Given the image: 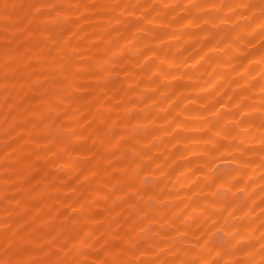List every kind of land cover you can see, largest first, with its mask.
Returning a JSON list of instances; mask_svg holds the SVG:
<instances>
[{
	"label": "rangeland",
	"instance_id": "rangeland-1",
	"mask_svg": "<svg viewBox=\"0 0 264 264\" xmlns=\"http://www.w3.org/2000/svg\"><path fill=\"white\" fill-rule=\"evenodd\" d=\"M211 1L212 0H175L173 2H168L167 0H83V4L87 5L84 6L86 9L76 13V6L71 0H37V2L35 0H0V58L1 60L2 58H5L8 61L6 62L7 64L0 65V264H119L123 259L127 262L125 264L245 263L247 256L250 254L241 252L243 249V251H245L249 244V238H244L246 237V234H241L242 239L244 240L242 242L240 240L237 242V240L241 238L240 236H238L239 238L236 237L235 234H232V231H229L230 233H227L228 231L225 232L224 228H222L223 226H219L217 223L215 224V221H212L213 219H210V221L208 220L209 218H206V220L199 219L200 216H203V213H201L202 209H200L202 206L205 212L210 210L215 211V209H213L214 207L211 206L213 202L212 204H208L209 201L211 202L210 198H213L214 200V197L218 196L221 198L224 197V199H229L230 201L233 200V202H241L244 196H247V192L242 189L241 186L239 187L240 184L237 181H240V179L241 181L247 180L251 174L253 175V173H251L252 170L250 169L252 165L249 164V166L245 163L248 165V170L245 168V164L241 165L240 172L242 171V173L234 175L237 176L236 178L234 177V179H237L235 182H237L238 185L233 184L234 186H232L231 184L230 186L232 187H229L230 189L226 188L225 190L224 186H219L220 184L214 187L217 183L213 180L214 177L212 178L209 176H217L219 173L225 174L231 169V171L234 170V159H226L225 157L223 158V156H219L220 152L218 153V147L223 143L229 144V142H235L236 139L232 137L219 138V140L217 139L219 143H216L215 141L216 144L221 143L219 146L213 144V150L212 147H209V149H205L206 152H204V150L201 152V150L199 151V156L197 154L195 157L191 158V162L196 160V163H193L198 167V169L196 168L198 170L196 172L198 181L209 180L212 178L209 181H203L207 185H205V183L200 184L203 186L199 185L201 189L204 187V192H202L200 188L197 189L198 187L196 189L199 191L184 187L186 192H190V194L187 195L184 188H181L184 191L183 194L181 193V189L177 187V183H175L180 180L179 178L182 176V164H184L183 162L185 161L186 151L184 146L187 141H189L187 139H191L190 142L193 141V143L196 144L202 140L201 137L199 138V134L200 136L204 135L202 137H206L207 135L209 137H214L213 131L205 132L204 130L201 131L202 129H199L200 131L197 130V132L191 133L189 132V129L183 128L186 125L183 123L187 121L188 115L185 114V116H183L178 109L174 108V104L177 102L175 106L177 105L178 108L188 107V104L186 103L188 100L186 99L187 96H184L185 93L187 94L188 92L189 96H193L192 94H194L195 96L206 100L205 103L203 102V104L200 105L201 112L203 113L198 112L199 114L197 117H200L199 119L197 118L198 121H202L201 119L204 120L205 118V123H224L225 121V124L228 123L227 125L233 124L231 127H233V129L235 127L239 136L246 132L251 134L249 137H252L254 134L252 138L255 139V142L252 138H247L250 142L246 140V150L247 152H250V149L251 151H253L252 149H254V151L258 149V152L260 151L259 153L262 154L259 156V153L257 152H250V155L246 153L248 155V159L246 158V160L252 159L249 163L252 164L254 159L258 160L256 166H253L254 171L258 173L257 176L255 175L256 177L253 182L255 183V181H258L257 183L259 185L256 183L254 186L253 184L251 186L253 187L251 189L252 192L250 190V192L255 195L252 196L254 199V201L252 199V205H254L252 208L254 210L257 204H259V207L257 206L258 209L256 208L254 210L255 212L252 210L255 214H251L250 218L247 213L240 214L236 211L233 213L229 212V214L228 211L224 210L222 215L225 216L226 212L229 214L225 216V218L227 217L225 224L241 223L242 221H239L242 216L244 220H250L258 212L264 210V155L262 153L264 151V129L262 128L264 126V106L261 108L256 106L257 109L254 108V104L257 102L264 105V94L261 92L264 91L261 89L262 83L264 84L262 78L264 67L262 69L263 71L257 70V73L259 74L255 73L256 75L253 74V76L252 72L250 73L248 71V74L251 75L248 76V74H245L246 76L244 77L241 72L246 63L247 56L250 53H264V0H238L240 5L233 4L234 1L237 2L236 0H224L222 2L226 1L225 4L231 3L233 6H236V8L233 9L234 12L231 8L230 11L228 10V13L226 11L227 9L225 10L226 7L224 8V3L217 0L218 4L220 3V6L217 7L215 6L217 1ZM38 2L40 3L38 4ZM112 3H114V7L116 8H112L111 6L110 8L108 6ZM211 3L214 4L212 5ZM223 4L224 6H222ZM220 8L224 9L220 10ZM63 12H66L67 16L62 17ZM105 12H107V14ZM146 12L147 14H145ZM223 12L224 14L229 15L231 13L232 17L229 18L230 20L228 19L227 22L222 23L220 19L218 20L217 14L219 13V15H223ZM82 14H85V18H81L83 17ZM103 14L106 16L109 15L108 18L105 16V21L103 19ZM190 14H193L195 19H197L194 23L195 25L191 27L189 26L186 30L182 29L178 40H169L168 35L173 27L176 29L178 25L181 26L183 24V19ZM214 16L217 20H215V23L213 24L210 21H205L203 18L209 17V20H211ZM166 18L171 19L166 22ZM172 19L176 23L172 22ZM260 20L262 21V24H257V27L255 26L257 28L253 29L256 30L255 32L248 28L253 21H256L257 23V21ZM99 22H103V24L105 23L108 27H105L109 30H105V33L106 31L107 34L109 32V35L106 36L107 40H105L106 37H100V35L96 37L92 34L94 30L103 25H100ZM206 26H209L208 28L210 30L215 28L213 31L208 29L207 32V34L209 31L211 32L210 38L213 37L211 39L213 40V44H211L210 38L207 39L209 37L208 35L203 34L202 36L201 34L203 32L201 29ZM237 27H245V31L240 28L243 31L242 37L236 35L237 32H233V29ZM77 28H79L77 30L78 33L76 32L75 34ZM247 29L252 32H248ZM80 30L82 31L80 32ZM220 30L222 33L218 34ZM214 31H216V33ZM198 32L201 33L199 34ZM212 34L213 36H211ZM201 36H207L205 39L208 41L204 38L201 39ZM68 39L69 41L75 40L76 43L81 42L82 45L84 43V45L81 46V48L78 46L77 48H71V46L67 47L66 44L69 42ZM147 39L151 44L148 45L149 48L151 46V48L154 47L155 50L158 49L159 51L162 50V46L163 49L167 48L170 50L171 46L177 43L178 46H173L171 50H174V52H177L178 54V51L182 49V52L180 53L183 56L180 53L179 55L180 58L181 56L183 57L181 65L186 74L185 72L181 74L187 75L188 71L190 72L191 70L192 72L197 69V71L194 72L195 74L190 72V77L192 75L194 76L189 78L184 75H176L171 78L169 76V66H164V64V67H157L159 64L158 56L153 55L152 57H149L146 53L147 51L149 52V48H146L147 45H138V42L145 40V43L148 44ZM200 39L205 41L201 42ZM226 39L230 40L232 43H238L240 42V39H244L243 41L245 45L243 46L244 50L242 49L243 52L240 57L241 59L237 60L235 64L230 66L226 65L228 64L226 62L228 61V50L213 51V45L216 42L222 43ZM195 40H199V44H204L199 45ZM120 42L122 48L116 46V44L118 45ZM184 42L185 44H183ZM196 43L202 48H205L201 51V48H198ZM208 43L212 46H208ZM104 45L105 47H103ZM184 45H186L185 48H183ZM189 47L190 49H188ZM103 48H105V55H107L108 58L115 55L116 59L119 57V60L117 59V62H115V66H112L111 68L108 66L109 59L107 57H105V63L102 61L103 59L101 60L99 58ZM183 50L185 51L183 52ZM198 51L199 53L201 51L202 59H199L200 56L199 58L198 56L196 57ZM126 53L127 55H124ZM194 57H196V59ZM61 58L62 65L56 64L61 63L60 61L57 62ZM192 58L196 60L197 64L195 67L190 64ZM80 59L83 60L81 61ZM197 59L199 61H197ZM219 59H224L226 61L225 65L219 66L217 69V71L219 70L218 77H215L219 78L222 76L225 78L228 75V80L225 78L224 85L207 88L206 84L210 78V66L212 62L214 63L215 60ZM79 60L80 62L91 64L93 67L90 66L94 72H88L77 78H72L73 76L70 75V72H76L74 71L75 68L72 63L75 64V62L77 63ZM44 61L45 63L46 61H49L50 66L54 65L56 68H49ZM222 64H224V62ZM67 67L71 68L69 74L66 71L68 69ZM75 67H77V65ZM126 69H136V72L133 71L135 72V75L136 73L139 74V76H136L138 77L136 78V82H131L133 79L131 77L129 78L131 75L128 74L132 71L127 72ZM53 70H56L57 72L54 73ZM142 70L144 73H142ZM145 77H151L152 79L148 80L150 83L153 84L154 82L155 84H150L152 86L145 84L146 86L143 85L141 89L139 86L144 84L143 80L146 79ZM260 77L262 79H260ZM126 78H129L127 79L129 82ZM243 78L247 80V83H241ZM72 79L74 82L77 80L75 82L77 88L70 93H67ZM249 79L250 81H248ZM130 82L131 85H129ZM114 84L117 85V87H115ZM255 84H257L256 88L252 90L249 89L251 86L252 88L255 87ZM258 84L260 85V89ZM125 85L127 86L125 87ZM180 86L182 87L180 88ZM44 89H48V95L50 98L54 97L55 92L58 94V92L61 93L62 91L61 94L59 93L60 96H62L61 100H55L60 104L55 103L53 105L52 103L55 102L54 100V102L50 100L52 105L50 102L47 104V100L44 102L42 96ZM136 89H138V91L135 93L132 92ZM185 89L186 92L184 93ZM122 91H124V93L127 91L128 96H130L132 102H134V105L129 107L130 110L129 108L126 111L122 109L124 102V97L121 95ZM243 91L246 92L247 95L241 94ZM251 95L252 97H250ZM259 96L262 97L261 100L260 98H257ZM172 97L173 99H169ZM143 99H147V101H143ZM165 99L167 101L166 105L170 101L173 102V107L171 106L166 109L164 107ZM104 100H108L106 101L108 103ZM220 100L225 101L226 105H230H227L229 107L225 106L226 109L223 113L217 115L216 111L219 108L218 106L220 104L218 102H220ZM228 101L229 103H226ZM100 103H106L104 106L105 108H103V105L100 106ZM178 103L180 105H178ZM241 105L244 107L248 106V109L246 110L245 107V109L242 110L240 108ZM36 106H41L42 111H37L38 113L36 111L34 112ZM171 108L175 111H171ZM75 109L78 111L79 109L81 110L78 114H75L78 112ZM120 111L121 113H118ZM198 111H200L199 108ZM171 112H173L171 114L172 117L170 116ZM150 113H152V116ZM118 114L119 116H117V118L115 115ZM128 114H132L133 116H144L143 118L140 116L142 118L140 121H144V123H140V121L139 123H136V120L127 121L123 119L122 122V115L129 118L130 115ZM222 115L224 116L223 118L230 117L222 119ZM260 115L263 116L260 117ZM249 118H252L253 122L249 120ZM67 119L70 120V124ZM175 119H181L184 126L175 125L174 127ZM246 120L251 121L250 124L253 127L245 125L248 123V121L245 123ZM258 120L259 122L256 123ZM160 122L163 126H172L169 127L170 131H168V134L166 132H160L159 134L156 132L160 131L155 127L158 126ZM85 124L88 127L85 128ZM254 124L257 127L255 126L254 128ZM79 126L82 128L79 129ZM258 128L261 129L258 130ZM119 129L123 132V135L126 133L125 137H122L124 138V145H120L121 143L118 145L113 143L115 138L114 133H117V131L119 132ZM79 130L80 132H83L80 133ZM128 130L135 135L134 141L133 138L126 137L128 135L126 131ZM196 133L199 134L197 135ZM120 134L122 133L120 132ZM173 134H177V139ZM162 135L171 139L170 142V139H168L167 143L173 142L171 145L169 143V145L167 144L165 151L154 149L155 146L156 148L157 146L159 147V144L162 142ZM105 137L109 138V141L107 140L108 142H104L105 140L102 139ZM159 137L162 138L161 141ZM180 137L187 141L184 140V143L182 141L183 139ZM173 138L177 141H172ZM257 140L259 143L256 142ZM129 144L133 145L131 146L132 149L128 147ZM183 151L184 155H179L183 154ZM210 151H213V153ZM38 152L41 154L39 155ZM135 152L138 155L141 154V157ZM162 152H165V154H162ZM209 153L210 155L208 156ZM171 154L177 155L171 157ZM237 154L239 153L237 152ZM127 156L133 159L134 157H138L134 160L132 159V161L137 162L138 159V162H141L139 166L138 164H135L137 165L135 167L136 173L131 172L134 176H138H136L138 184H135V179H130L131 177H127L128 179L124 178L125 181L124 179H122L123 181H119V179L118 183L116 181V179L125 175L129 176L128 172L126 173L124 169L128 168L129 170L128 165L130 163H127L128 165H126V168H124V166V169L117 167L119 164L123 163L122 161H125L120 159H126L128 158ZM254 156L257 158H254ZM73 158H78L79 161L76 160L77 163L73 168H68L66 166L67 164L65 165V161H71ZM117 161L120 162L118 163ZM127 161L128 160H126V162ZM132 161L129 162L132 164ZM197 161H201V163H198ZM194 165L193 167H195ZM158 166L161 169H159ZM258 166L259 168H257ZM87 168H93L94 171L92 172V178L85 180L84 178L86 174L84 173ZM199 168H205L204 172L202 170L203 174L199 173ZM168 169L170 171H168ZM96 170H99V172L97 171V173ZM192 173L193 172L189 173L190 176L195 174ZM167 174H169V176H166ZM171 174L172 177L174 175L173 178H170ZM205 175L207 178H204ZM110 177H118L115 179L116 182L114 181V185L111 183L113 182L112 179V181L109 179L110 181L108 182L107 179ZM231 180H233V176ZM129 181L132 182V184ZM120 184L121 187L124 185L126 187L120 188ZM132 185L138 189H134ZM211 185L213 188L210 187ZM208 187L209 189L211 188V190H208L209 192L207 191ZM139 188L141 190H139ZM122 189H125L124 192L116 193L118 190L123 191ZM94 190L99 191L104 199H102V197L94 198L92 196ZM173 192H175V194ZM179 192L181 193L180 196L178 195ZM158 193L160 194L157 195ZM169 193L171 195H168ZM89 195H91V197ZM132 195L134 196L132 197ZM202 195H206L207 198H209V200L206 198L208 200L207 202L205 201L207 204L202 201V198L205 197ZM87 197H89L91 202ZM73 198L81 199L83 202L82 206L80 203L79 206L76 205L78 203L74 205V203L70 202ZM190 200H194V202L198 200V204L201 203V205H199V209H192V211H196L193 213L199 220L197 223L195 222L194 224L193 222V224L189 225L187 224V219L189 220V218L186 217L187 215H184L183 217V214L187 213V207L184 206V208L178 206L179 208L177 207V209H172L174 207L170 209V207L175 206L173 205L174 203H187V201L189 202ZM86 204H90L91 207L85 206ZM135 204L136 206L138 204L139 207L142 205L144 208H136ZM162 208H166L164 211L165 213L167 211V214L164 212L160 213L162 212ZM131 210L134 211V216L131 215ZM170 210H173V212H169ZM153 211H156L157 213L155 212V214ZM187 211L189 213L191 210ZM192 211L190 212L191 215H193ZM168 213L170 216L172 213L176 218L173 220V215L172 218H167L169 216ZM200 213L201 215L199 216ZM161 214H165L167 217H162ZM190 214L189 217H191ZM159 215L163 220L159 218ZM212 215H214V213ZM114 216H117L119 219ZM112 218L113 220H111ZM164 218L170 219V221L173 222L170 223V221H167ZM105 222H107V229H104L103 226V223L105 225ZM258 222L259 224L254 226H257L259 230L255 227V233L252 238V240L254 238L259 239L258 241L255 240L257 243L261 240L264 242V219H261V222ZM87 223L89 224L87 225ZM100 224H102V226H100ZM252 225L253 224H251V226ZM94 226L96 227V230ZM254 226L252 227L254 228ZM90 227V234L87 232L85 233L89 234L86 236L91 239L90 243L77 244V241L79 240V232L83 233V229L90 230ZM97 227L98 229L100 228V230H97ZM111 228L114 230L117 229L115 233ZM241 228H246V230L250 229L244 224L241 225ZM129 230L136 233L134 234L135 236H131L132 238H136V236H138V238L131 239L129 235L131 232H129ZM246 230H244L245 233H247ZM118 232L119 234H117ZM256 232L259 236H257ZM231 234L233 236L235 235L236 238L234 237L235 239H233ZM255 234L256 237H254ZM199 239L202 243H200ZM196 242L199 244L198 246ZM154 243H158L159 245H155ZM256 244L254 245L256 246ZM263 244L261 243L256 246L257 248L255 249H259V252H257L258 250L252 251L254 253L257 252L258 254L260 253V250H262L261 253L264 254ZM219 245L228 248V251L225 253L226 255L224 252L222 253L224 256L221 255L219 249H215ZM145 246H147V250L145 249ZM167 247H171L170 249L172 250L165 252L164 250H167ZM176 247L180 248V251L182 248L185 249L180 252L178 249L176 250ZM197 249L199 251L209 250L210 252L207 251L209 252L208 255L207 253L199 255L201 252L197 253ZM236 249L239 253H235ZM189 250L191 252L192 250L194 251L193 253H190ZM215 251H217V253L219 252L218 255ZM246 252L249 251L246 250ZM207 256L209 258L208 260ZM256 259L252 264H264V256H260L259 259Z\"/></svg>",
	"mask_w": 264,
	"mask_h": 264
},
{
	"label": "bare ground",
	"instance_id": "bare-ground-1",
	"mask_svg": "<svg viewBox=\"0 0 264 264\" xmlns=\"http://www.w3.org/2000/svg\"><path fill=\"white\" fill-rule=\"evenodd\" d=\"M36 2H37V0H35ZM52 1V0H51ZM75 1V2H74ZM74 1H72L71 0V2L73 3V4H75V6H76V13H78V12H81V11H84L85 9H86V7H84V6H87V5H84L83 4V0H74ZM101 1V0H100ZM168 2H173V1H175V0H167ZM217 1V0H216ZM215 1V2H216ZM222 2V1H224V0H219V2ZM237 2H235L234 1V5L235 4H238V5H240V3L238 2V0H236ZM240 1V0H239ZM70 2V1H69ZM86 2V1H85ZM121 2V1H120ZM188 2V1H187ZM211 2H214V0H212ZM226 2V1H225ZM225 2H222V3H224L225 4ZM244 2H246V1H244ZM40 2H38V4H39ZM86 3H88V2H86ZM242 3V2H241ZM101 4V3H100ZM212 5L214 4V3H211ZM217 4H218V1H217ZM217 4H215V6H217V7H219L220 6V3L217 5ZM224 4L222 5V6H224ZM233 4H231V3H228V4H225V6H224V8H225V10L227 11V13H228V10L230 11V9L232 8V11H233V9L234 8H236V6H233ZM109 7L111 6L112 8H116V7H114L115 5H114V3H112V4H110V5H108ZM110 7V8H111ZM207 7V6H206ZM70 8H72V7H70ZM128 8V7H127ZM203 8V7H202ZM224 8H220V10L221 9H224ZM126 9V8H125ZM88 10V9H87ZM109 10V9H108ZM126 10H128V9H126ZM218 10V9H217ZM147 11V10H146ZM206 11V10H205ZM74 12H75V10H74ZM104 12V11H103ZM210 12V11H209ZM234 12V11H233ZM106 14H107V12H105ZM213 13V12H212ZM221 13V12H220ZM142 14H144V13H142ZM145 14H147V12L145 13ZM144 14V15H145ZM215 14V13H214ZM239 14V13H238ZM83 15V17H81V18H85L84 17V15L85 14H82ZM81 15V16H82ZM101 15V14H100ZM104 15V14H103ZM216 15V14H215ZM229 14H224V12H223V15H219V13L217 14V18H218V20L220 19L221 21H222V23L223 22H227L228 21V19L229 18H231L232 17V15H231V13H230V15L228 16ZM236 15V14H235ZM65 16H67L66 15V12H63V14H62V17H65ZM105 16L106 15H104V17H103V19H104V21H105ZM108 16L109 15H107L106 16V18H108ZM202 16V15H201ZM203 16H204V14H203ZM211 16V15H210ZM228 16V17H227ZM237 16V15H236ZM197 17H199V16H197ZM61 18V17H60ZM59 18V19H60ZM74 18V17H73ZM79 18V17H78ZM80 18V19H81ZM87 18V17H86ZM204 19H205V21H210L212 24L213 23H215L214 21L215 20H217V18L214 16L211 20H209V17L208 18H205V17H203ZM234 18V17H233ZM232 18V19H233ZM258 18V17H257ZM261 18V17H260ZM264 18V17H263ZM58 19V20H59ZM62 19V18H61ZM77 19V18H76ZM155 19V18H154ZM154 19H153V22H154ZM167 19V18H166ZM171 19V18H170ZM170 19H167V20H165L166 22L169 20L170 21ZM206 19H208V20H206ZM152 20V19H151ZM196 20L197 19H195V16L193 15V14H190L188 17H186V18H184L183 19V24L181 25V26H179L178 25V27H176V29H174L175 27H173V29H172V31L170 32V34L168 35V38H169V40L171 39L172 41H175V40H178V38L180 37V31L182 32V29H185L186 30V28L188 29V27L190 26H194L195 24V22H196ZM230 20V19H229ZM65 21V20H64ZM101 21H103V20H101ZM172 22H175V21H173V19L171 20ZM49 22V21H48ZM61 22H62V20H61ZM77 22V21H76ZM255 22V23H254ZM59 23H60V21H59ZM100 23V22H99ZM169 23V22H168ZM176 23V22H175ZM175 23H173V24H175ZM204 23V22H203ZM208 23V22H207ZM64 24V23H63ZM101 24H103V22L102 23H100V25ZM179 24V23H178ZM212 24H209V25H212ZM257 24H262V21L260 20V21H257V23H256V21H253L251 24H250V26H248V28L251 30H253L254 28H256L257 26ZM99 25V24H98ZM205 25H206V23H205ZM174 26V25H173ZM256 26V27H255ZM105 27H107L106 25H105V23L100 27V28H98V29H96V30H94V32L93 31H91V32H93L92 34H93V36H96V37H98V35H100V37H106L107 35H109V32H108V34H107V31H106V33H105V30H108L107 28H105ZM209 27V26H208ZM207 26L205 27V28H203V29H201V31H203L202 33L201 32H198L199 34L201 33L202 34V36H203V34H205V35H208L209 37L207 38V36H205L207 39H209L210 38V31H213V30H210L209 28H208ZM212 27V26H211ZM178 28V29H177ZM241 28V27H240ZM235 28V29H233V32L235 33V32H237V34L236 35H238V36H241L242 37V34H243V31H245L244 30V28ZM79 28H77L76 30H75V34H76V32H77V30H78ZM83 29V28H82ZM208 29L210 30L209 31V33L207 34V32H208ZM225 29V28H224ZM257 29V28H256ZM74 30V29H73ZM242 32H241V31ZM250 30L248 31V29H247V31L248 32H250ZM82 30H80V32H81ZM109 31V30H108ZM223 31V30H222ZM241 33H240V32ZM256 30H253V32H255ZM215 33H216V31H214ZM240 34H239V33ZM252 32V31H251ZM250 32V33H251ZM78 33V32H77ZM83 33V32H82ZM218 33V32H217ZM220 33H222L221 32V30H220V32L218 33V34H220ZM224 33V32H223ZM245 33V32H244ZM247 33V32H246ZM261 33H262V31H261ZM106 34V35H105ZM187 34V33H186ZM263 34V33H262ZM198 35V34H197ZM235 35V34H234ZM264 35V34H263ZM189 36V35H188ZM191 36V35H190ZM201 36V39H205V37H202ZM211 36H213V34L211 35ZM200 37V36H199ZM108 38H109V36H108ZM213 38V37H212ZM212 38H210V40L212 39ZM150 39V38H149ZM180 39H182V38H180ZM188 39V38H187ZM186 39V40H187ZM200 39V41L201 42H204L205 40H207V39H205V40H201ZM105 40H107V37L105 38ZM244 39H240V42H238V43H235V42H233V43H235V44H233L232 42H230V40H228V39H226L224 42H222V43H219V42H216L213 46H214V48H213V51H215V50H220V51H227L228 50V61H226V60H224V59H219V60H215L214 61V63L212 62V64H211V66H210V78H209V80H208V82H207V84H206V87L207 88H212V87H216V86H220V85H224L223 83L225 82V78H227V80H228V75H227V77H222V76H220L219 78H217L218 77V71H217V69L219 68V66L221 65H225V61L228 63V64H226L227 66H230V65H233V64H235L236 63V61L237 60H239V59H241L240 57H241V54H242V52H243V46H245L244 45V41H243ZM68 41H69V39H68ZM140 41V40H139ZM146 41V40H145ZM145 41H142V42H138L139 44L138 45H147L146 46V48L148 49L149 48V46L148 45H151L150 43H149V41H148V39H147V41H148V44H146L145 43ZM152 41V40H151ZM180 41V40H179ZM178 41V42H179ZM196 41V40H195ZM199 41V40H198ZM198 41H196L197 43H198ZM208 41V40H207ZM212 41L213 40H211V44H213L212 43ZM49 42V41H48ZM105 42V41H104ZM215 42V41H214ZM77 43H79V44H77ZM76 43V41L75 40H72V41H69L66 45H67V47H70L71 46V48H77V46L79 47V48H81V46H83L84 45V43H83V45H82V43L81 42H77ZM81 43V44H80ZM106 43V42H105ZM152 43V42H151ZM189 43H190V41H189ZM196 43V46L199 44H197ZM210 43V42H209ZM207 44L208 46H210L211 44ZM245 43H247V42H245ZM179 44H180V42H179ZM183 44H185V42L183 43ZM187 44V43H186ZM204 43H201V44H199V45H203ZM206 44V43H205ZM121 42H120V44H116V46H119L120 48H122L121 47ZM153 45V44H152ZM166 45V44H165ZM198 45V48H201V51H202V49H204V48H202L201 46H199ZM65 46V45H64ZM98 46V45H97ZM173 46H178V44L176 43L175 45H173ZM173 46H171V48H170V50H168L167 48H165V49H163V46L161 47V49L162 50H155L154 49V47H152L151 48V46H150V48L148 49L149 50V52L147 51L146 53L149 55V57H152L153 55H156V56H158V58H159V64H158V66L157 67H159V66H163L164 64V66H169L168 68H170V70H169V76L172 78V77H174V76H176V75H184V74H181V73H183V72H185V71H183V68H182V65H181V60H182V54L180 53V52H182L181 50L182 49H180V51H178V54H177V52H174V50H171L172 49V47ZM206 46V45H205ZM208 46H206V47H208ZM212 46V45H211ZM50 47V46H49ZM103 47H105V45L103 46ZM186 47V45H184L183 46V48H185ZM182 48V47H181ZM101 49V48H100ZM188 49H190V47L188 48ZM188 49H185V50H188ZM243 49V50H242ZM79 50V49H78ZM81 50V49H80ZM99 50V49H98ZM103 50V51H102ZM101 51H102V53L100 54V56H99V58L104 62L105 61V57H107V55H105V48H103ZM176 50V49H175ZM185 50H183V52L185 51ZM82 51V50H81ZM97 51V50H96ZM201 51H200V53H199V51H198V55H196V57L198 56V58H199V56H200V58L199 59H202L201 58V56H202V54H201ZM205 52V51H204ZM203 52V53H204ZM17 53V52H16ZM58 53V52H57ZM179 53L182 55L181 56V58H180V55H179ZM49 54V53H48ZM200 54V55H199ZM124 55H127V53L126 54H124ZM147 55V56H148ZM204 55H205V53H204ZM148 57V58H149ZM196 57H194L195 59H196ZM246 57V56H245ZM68 58V57H67ZM85 58H87V57H85ZM98 58V57H97ZM108 58V57H107ZM119 58V57H118ZM117 58V59H118ZM194 58H192L191 59V61H190V64H192V66H196V60L194 59ZM90 59V58H89ZM109 59V64H108V66L111 68L112 66H115L116 65V63L115 62H117L116 60V55L115 56H113V57H110V58H108ZM56 60V59H55ZM74 60V59H73ZM76 60V59H75ZM81 60V59H80ZM80 60L76 63L75 62V64L77 65V67H75L76 65L74 64V63H72L73 64V66H74V68H75V70L74 71H76V72H70V70H71V68H63V69H67L66 71H67V73L69 74V72H70V75H72L73 77L72 78H77V77H79L80 75H84V74H87L88 72H94V70L92 69V65L91 64H87V63H85V62H80ZM83 60V59H82ZM81 60V61H82ZM119 60V59H118ZM61 62V63H56V64H60V65H62V58L60 59V60H58L57 62ZM197 61H199L198 59H197ZM3 62V63H2ZM6 62H8L7 61V59H5V58H2V60H1V58H0V65H5V64H7ZM47 62H48V64H47ZM224 62V64H222ZM44 63H45V61H44ZM105 63V62H104ZM202 63V62H201ZM46 65H48V67L49 68H51V67H54V65H52V66H50V63H49V61H46V63H45ZM53 64V63H52ZM79 65V66H78ZM92 67H91V66ZM105 65V64H104ZM199 65V64H198ZM203 65V64H202ZM202 65H200V66H202ZM91 68H90V67ZM163 66V67H164ZM204 66V65H203ZM209 66V65H208ZM263 67H264V53L263 54H259V53H250L248 56H247V59H246V63L244 64V66H243V68H242V75L245 77L249 72L251 73L252 72V76H253V74L254 75H256V74H259V73H257L258 71H260V70H262L263 69ZM54 68H56V66L54 67ZM53 68V69H54ZM79 68V69H78ZM104 68H105V66H104ZM116 68V67H115ZM52 69V68H51ZM78 71H77V70ZM159 69V68H158ZM161 69V68H160ZM258 70V71H257ZM126 71L127 72H131V73H129L128 75H131V76H129V78L131 77L133 80L131 81L132 83L133 82H136L137 80H136V78H138V77H136L137 75L139 76V74H137L136 73V75H135V72H136V69L134 70H129V69H126ZM133 71H135V72H133ZM143 71V70H142ZM141 71V72H142ZM195 71H197V69H195ZM195 71H192L193 73L195 72ZM199 71H201V70H199ZM217 71V72H216ZM249 71V72H248ZM263 71V70H262ZM261 71V72H262ZM52 72V71H51ZM53 72L54 73H56L57 71L56 70H53ZM52 72V73H53ZM137 72H138V70H137ZM190 72H191V70H190ZM190 72L188 71L187 72V75H184L185 77L187 76V77H189V78H192L194 75H192L191 77H190ZM191 72V73H192ZM139 73H140V71H139ZM142 73H144V71L142 72ZM192 73V74H193ZM256 73V74H255ZM263 73V72H262ZM60 74H62V73H60ZM185 74H186V72H185ZM195 74V73H194ZM217 74V75H216ZM246 74V75H245ZM142 75V74H141ZM140 75V77L142 78V76ZM251 75V74H250ZM249 74H248V76H250ZM144 76V75H143ZM215 76H217V77H214ZM224 76V75H223ZM184 77V78H185ZM129 78H126V80L127 79H129ZM134 78H135V80H134ZM146 79V81L145 80H143V82H144V84H141L140 82V84L142 85V86H139V87H141V89H142V87H143V85H149V86H152V85H154L155 83L153 82V84L152 83H150V81L148 80V79H152L151 77L149 78H147V77H145ZM217 78V79H216ZM262 78H263V82H264V74L262 75ZM261 77H260V79H262ZM186 79H188V78H186ZM148 80V81H147ZM188 80H191V79H188ZM230 80V79H229ZM70 81V80H69ZM77 81V80H76ZM75 81V82H76ZM128 81V80H127ZM127 81H125V82H127ZM248 81H250V79L248 80ZM25 82V81H24ZM75 82H74V80L72 79L71 80V82H70V84H69V90H67V93H70L72 90H74L75 88H77V85L75 84ZM119 82V81H118ZM129 82V81H128ZM131 82L129 83V85H131ZM184 82V81H183ZM247 83V80H245V78H243V80H242V84H244V83ZM238 83H239V81H238ZM150 84H152V85H150ZM232 84V83H231ZM234 84V83H233ZM115 85V84H114ZM145 85V86H146ZM247 85V84H246ZM256 86L255 87H253L252 88V86H251V88H249V89H254V88H256L257 87V84H255ZM76 86V87H75ZM127 85H125V87H126ZM133 86V85H132ZM184 86V85H183ZM249 86V85H248ZM258 86H259V89H260V85L258 84ZM263 86V87H262ZM262 86H261V89L262 90H264V84L262 83ZM115 87H117V85H115ZM134 87H136V86H134ZM138 87V86H137ZM182 86H180V88H181ZM185 87V86H184ZM187 87V86H186ZM132 88V87H131ZM184 89V88H183ZM188 89V88H187ZM96 90V89H95ZM136 91H138V89H136L135 91H132V92H136ZM188 91V90H187ZM248 91H250V90H248ZM247 91V92H248ZM44 92V93H43ZM43 92H42V96H43V99H44V102L47 100V104H49V102H50V104H51V101H55V100H61V97L62 96H60V94L62 93V91H61V93L60 92H58V94L56 93H54V97L53 98H50L49 97V91H48V89H44L43 90ZM101 92V91H100ZM123 92V93H122ZM121 92V95H123V97H124V102H123V110H128V108L129 107H131L132 105H134V102H132V98L130 97V96H128V92L126 91L125 93H124V91H122ZM146 92V91H145ZM156 92V91H155ZM163 92V91H162ZM186 92V89H185V91H184V93ZM244 92V91H243ZM241 92V94H246V92ZM262 92V94H264L263 92L264 91H261ZM60 93V94H59ZM63 93H64V91H63ZM65 94H66V92H65ZM119 94H120V92H119ZM196 94V93H195ZM251 94H252V92H251ZM121 95H119V96H121ZM172 95V94H171ZM193 96H189L188 95V92H187V94L185 93V97L187 96V98L186 99H188L187 101H186V103L188 104L187 106L188 107H186V108H184V107H180V108H178V106L176 105L175 106V104L177 103H175L174 104V108L175 109H178V111L179 112H181V114L183 115V116H185V114H187L186 116L188 117L187 118V121L185 122V123H183V121H181V119L179 120V119H175L174 120V122H175V124H174V127H175V125H179V126H184L183 124H186L183 128H186V129H189L190 131L189 132H191V133H194V132H197V130H199V129H202L201 131H213V133H214V137H209L208 135L206 136V137H202V136H204V135H202V136H200V134L199 133H196L197 135L199 134V138L201 137V142L199 143H196V144H194L193 143V141H191L190 142V140L191 139H187L186 137V139L187 140H189V141H187V140H185L184 138H182V137H180V138H182L183 140V142L185 143V141H187V143L185 144V146H184V148L186 149V151H185V161L183 162L184 164H182L183 166H182V176L179 178L180 180H178V181H176L175 183H177L176 185H177V187L179 188V189H181V188H184V187H188V188H190V189H195V190H197V189H201V187L200 186H203V185H200V184H202V183H205V182H203V181H206V180H203V181H198V179H197V176H196V172L198 171L197 169H198V167L196 166V165H194V163L193 162H195V161H193V162H191L192 161V159L191 158H193V157H195L197 154H198V156H199V151H201V152H203V150H204V152H206V150L205 149H209V147H212V145L214 144V145H220V144H216V143H219L218 141H217V139L219 140V138H221L222 139V137H232V138H234V139H236V141L235 142H229V144H225V143H223V144H221L220 145V147H218L219 148V150H218V153H219V156H223V158L225 157L226 159H228V158H231V159H234V161H235V163H234V170L233 171H227L225 174H223V173H219V174H221V175H219V174H217V176H211V175H209L210 177H214L213 178V180H215L216 182L215 183H217L216 185H214V187L215 186H217L218 184H220L219 186H224L225 188V190H226V188H229V187H232V186H234L233 184H237L238 185V183L237 182H239V187L241 186L242 187V189H244L246 192H247V196L245 197L244 196V198L242 199V201L240 202V201H236V202H233V200L232 201H230L229 199H224V197H214V200H213V198H210L211 199V202L209 201L208 202V204L209 203H211L212 204V202H213V204L211 205V206H213L214 208L213 209H215V211L214 210H210V211H207V212H205V210H203V206L200 208V209H202L201 210V213H203V216L201 217L200 215H201V213L199 214V219L201 220V219H204V220H206V218H209L208 220L210 221V219H213L212 221L216 224H219V226H223L222 228H224V231L225 232H227V233H230L231 231H232V234H235L236 235V237H238V236H240L241 238L240 239H236L237 240V242H239V240L242 242L244 239H242V235L241 234H243V235H245L246 234V237H244V238H249L248 239V246H247V249H245V251H243V250H241V252H245V253H250L248 256H247V258H246V260H245V263L244 264H252L253 262H255V259L257 258V257H259L260 258V256L262 257V256H264V254L263 253H261V251L262 250H260V253H258L257 254V252H259V249H255V248H257L256 246H258V244L260 245L261 243L263 244L264 242H262V240L261 241H259L258 243L256 242V241H258L259 239H257V238H254L253 240H252V238H253V234L255 233V229L256 228H258L257 226H254V225H258L259 224V222L258 221H260L261 222V219H264V210H262V211H260V212H258L253 218H251L250 220L249 219H243L242 217H241V219H240V221L239 222H241V223H235V224H225L226 222V218H225V216H227V215H229L230 213L229 212H236V211H238L240 214H242V213H247L248 215H246V216H248L249 218H250V215L252 214H255V213H253V211L257 208L258 209V205L259 204H257V206H256V208L253 210V208H252V206H254V205H252V196H255V195H253V193H251L252 192V188L253 187H251L253 184H254V186H255V184L258 182V181H255V183L253 182L254 180H255V177L257 176V172L256 171H254V169H253V166H256V164H257V159H254L253 160V163L251 164V163H249L250 161H252V159L251 160H246V158H247V154H249L250 155V152H257V153H259L258 152V149L257 150H255L254 151V149H252L253 151H251V149H250V152L248 151L247 152V148L245 147L246 145V140H248L249 138H252L253 136H254V134H253V132H252V134H253V136L251 137H249V135H251V134H248L247 132L246 133H242L240 136H239V133L235 130V127H234V129H233V127H231V126H233V124H231V125H227V124H225V121H224V123H205L206 121H204L203 119H201L202 121H200V123H199V121L197 120V118L199 119L200 117H197L198 116V114L199 113H203V112H201L202 110H201V107H200V105H202L203 104V102L205 103L206 102V100H204L203 98H200V97H198V96H195L194 94H192ZM229 95V94H228ZM247 95V94H246ZM66 96H67V94H66ZM113 96H114V94H113ZM118 96V95H117ZM134 96H136V95H134ZM173 96V95H172ZM189 96V97H188ZM262 96V95H261ZM122 97V96H121ZM145 97V96H144ZM147 97V96H146ZM248 97H249V95H248ZM250 97H252V95L250 96ZM255 97V96H254ZM151 98V97H150ZM153 98V97H152ZM257 98H260V100H261V98L262 97H257ZM66 99V98H65ZM169 99H173V97L172 98H169ZM212 99V98H211ZM51 100V101H50ZM67 100V99H66ZM53 101V102H54ZM105 102L106 101H108V100H104ZM104 101H101V102H104ZM134 101V100H133ZM143 101H147V99H143ZM142 101V102H143ZM150 101H153V100H150ZM184 101V100H183ZM164 102H165V108L167 109L168 107L170 108L171 106L173 107V105H172V103L173 102H170L169 101V103L166 105V99L164 100ZM55 103H58V101H55L54 103H52L53 105L55 104ZM106 103H108V102H106ZM106 103H100V106H102L103 105V108H105L104 106H105V104ZM131 103H133V104H131ZM185 103V102H184ZM220 105L218 106L219 108H218V110L216 111V114L217 115H220V113L222 114L223 113V111L226 109V107L225 106H227V105H230V104H225V101H223V100H220V102H218ZM226 103H229V101L228 102H226ZM254 103V102H253ZM46 104V105H47ZM51 104V105H52ZM58 104H60V103H58ZM57 104V105H58ZM120 104H121V102H120ZM136 104V103H135ZM182 104V103H181ZM78 105V104H77ZM109 105V104H108ZM108 105H106V106H108ZM161 105V104H160ZM164 105V104H163ZM178 105H180L179 103H178ZM217 105V104H216ZM215 105V106H216ZM255 105V107L254 108H256V106H258V108H261L262 106H264V105H261L260 103H255L254 104ZM261 105V106H260ZM88 106V105H87ZM115 106H117V105H115ZM115 106H114V108H115ZM38 106H36V108L34 109V112L36 111H40L41 110V106H39L38 108H37ZM80 107V106H79ZM121 107V106H120ZM163 107V106H162ZM214 107V106H213ZM227 107H229V106H227ZM246 107V106H245ZM245 107L243 106V105H241L240 106V108L243 110V109H245ZM248 107V106H247ZM246 107V110L248 109ZM251 107H253V106H251ZM82 108V107H81ZM101 108V107H100ZM198 108H199V110L200 111H198ZM206 108H208V107H206ZM264 108V107H263ZM102 109V108H101ZM109 109V108H108ZM133 109V108H132ZM164 109V108H163ZM172 109V108H171ZM209 109V108H208ZM212 109V108H211ZM214 109V108H213ZM240 109V110H241ZM257 109V108H256ZM75 110H77V109H75ZM81 109H79V111H80ZM129 110H130V108H129ZM234 110V109H233ZM239 110V111H240ZM42 111V110H41ZM40 111V112H41ZM74 111V110H73ZM78 111V110H77ZM79 111L78 112H76L75 114H78L79 113ZM104 111V110H103ZM103 111H102V113H103ZM136 111V110H135ZM171 111H175V110H171ZM238 111V110H237ZM199 112V113H198ZM229 112V111H228ZM38 113V112H37ZM118 113H121V111L120 112H118ZM148 113V112H147ZM173 112H171L170 113V116L172 117V114ZM175 113V112H174ZM214 113V112H213ZM179 114V113H178ZM225 114V113H224ZM233 114V113H232ZM237 114V113H236ZM128 115H130V114H128ZM132 115V114H131ZM130 115V116H131ZM150 115L152 116V113H150ZM263 115H264V113H263ZM263 115H260V117L261 116H263ZM116 117L117 116H119V114L118 115H115ZM129 116V118L128 117H126L125 115H122V118H121V121H122V119L123 120H127V121H131V120H136L135 122L137 123H139V121H140V119H142L144 116H141V115H138V116H131L130 117ZM142 118H141V117ZM151 116H145V117H151ZM216 116V115H215ZM226 116V115H225ZM114 117V116H113ZM206 117V116H205ZM224 116L222 115L221 116V118L222 119H227L228 117H230V116H228V117H225V118H223ZM254 117V116H253ZM118 118V117H117ZM153 118V117H152ZM67 120H69V119H67ZM163 120V119H162ZM249 120H251L252 122H253V119L251 118H249ZM249 120H246L245 121V123L248 121V123H246L245 125H247V126H251V121H249ZM119 121H120V119H119ZM146 121V120H145ZM155 121V120H154ZM157 121V120H156ZM219 121V120H218ZM222 121V120H221ZM123 122V121H122ZM134 122V123H135ZM142 121H140V123H141ZM220 122V121H219ZM259 122V120L256 122V123H258ZM78 123V122H77ZM134 123H132V124H134ZM142 123H144V121L142 122ZM183 123V124H182ZM255 123V124H256ZM69 124H70V120H69ZM69 124H66V125H69ZM79 124V123H78ZM131 124V123H130ZM235 124H237V123H235ZM241 124V123H240ZM249 124V125H248ZM254 124V128H255V126L257 125H255ZM65 125V126H66ZM80 125V124H79ZM138 125V124H137ZM171 125V124H170ZM244 125V126H245ZM252 125H253V123H252ZM133 126V125H132ZM139 126H140V124H139ZM178 126V127H179ZM188 128H187V127ZM235 126V125H234ZM258 126V125H257ZM256 126V127H257ZM35 127V126H34ZM67 127V126H66ZM80 127V126H79ZM85 128L86 127H88L86 124H85V126H84ZM83 127V128H84ZM153 127V126H152ZM158 130H160V131H156L158 134L160 133V132H166L167 134L169 133L168 131H170L169 130V127H172V126H163L162 125V123L160 122V124L158 125V126H155ZM177 127V126H176ZM181 127V128H182ZM239 127V126H238ZM251 127H253V126H251ZM262 127V126H261ZM82 127H80L79 129H81ZM130 128H131V126H130ZM263 129H264V126L262 127ZM156 129V130H157ZM179 129V128H178ZM259 129H261V128H258V130ZM87 130V129H86ZM86 130H84V131H86ZM131 130V129H130ZM130 130H128V131H126L127 132V134L128 135H130V136H126L127 138L129 137V138H133V141H134V134L132 133V132H130ZM137 130H139V129H137ZM180 130V129H179ZM178 130V131H179ZM245 130V129H244ZM200 131V130H199ZM239 131V130H238ZM256 131H257V129H256ZM256 131H255V133H256ZM79 132H80V130H79ZM81 132H83V131H81ZM80 132V133H81ZM120 132L122 133V134H120ZM130 132V133H129ZM138 132V131H137ZM136 132V133H137ZM119 133V134H118ZM154 133V132H153ZM156 133V134H157ZM165 133V134H166ZM184 133V132H183ZM78 134V133H77ZM126 134V133H125ZM125 134L123 135V132L122 131H120V129H119V132L117 131V133L115 132L114 133V136H115V138H114V141H113V143L114 144H116V145H118V144H120V145H124V141H123V139L124 138H122L123 136L125 137ZM142 134V133H141ZM171 134V133H170ZM237 134H238V136H237ZM184 135V134H183ZM190 135V134H189ZM55 136V135H54ZM113 136V135H112ZM113 136V137H114ZM163 136V140H162V138H160V141L162 140V142L159 144V147L157 146V148H156V146H155V148L154 149H157V150H161V151H165L166 150V147H167V144L171 141V139L169 138V137H165V135H162ZM161 136V137H162ZM173 136L177 139V134L175 135V134H173ZM102 137H104V136H102ZM143 137V136H142ZM165 137V138H164ZM171 137V136H170ZM255 137H257V136H255ZM175 138H173L172 139V141L173 140H175ZM180 138H178V139H180ZM205 138V139H204ZM248 138V139H247ZM103 140H105L104 142H106L107 140L109 141V138H107V137H105V138H102ZM101 139V140H102ZM168 139H170L169 140V142L167 143V140ZM253 139V138H252ZM258 139H259V137H258ZM185 140V141H184ZM200 140V139H199ZM254 140V142H255V139H253ZM107 141V142H108ZM122 141V142H121ZM129 141V140H128ZM127 141V142H128ZM144 141V140H143ZM175 141H177V140H175ZM179 141V140H178ZM182 141H180V142H182ZM215 141H216V143H215ZM249 142H250V140H248ZM189 142V143H188ZM225 142H226V140H225ZM251 142H252V140H251ZM256 142H258L259 143V141L257 140ZM130 143V142H129ZM173 143V142H172ZM172 143H169L170 145L172 144ZM179 143V142H178ZM71 144V143H70ZM132 144V143H131ZM139 144V143H138ZM168 144V145H169ZM199 144V145H198ZM225 144V145H224ZM71 145H73V144H71ZM119 145V146H120ZM158 145V144H157ZM178 145V144H177ZM131 146H133V145H130L129 144V148H131L132 149V147ZM135 146V145H134ZM140 146V145H139ZM76 147V146H75ZM254 147V146H253ZM37 149V148H36ZM39 149V148H38ZM178 149V148H177ZM176 150V149H175ZM179 150H180V148H179ZM212 150H213V147H212ZM259 150H260V148H259ZM264 150V149H263ZM262 150V151H263ZM134 151H136V150H134ZM173 151V150H172ZM171 151V152H172ZM184 151H183V154H179V155H184ZM217 151V150H216ZM261 151V152H262ZM211 152V151H210ZM237 152L239 153V154H237ZM136 153V152H135ZM173 153V152H172ZM176 153H177V151H176ZM179 153V152H178ZM211 153H213V151L211 152ZM247 153V154H246ZM263 153V155H264V151L262 152ZM38 154L40 155L41 153L40 152H38ZM37 154V155H38ZM137 154V153H136ZM161 154V153H160ZM162 154H165V152L163 153L162 152ZM168 154V153H167ZM166 154V155H167ZM222 154V155H221ZM236 154V155H235ZM128 155V154H127ZM138 155V154H137ZM172 155V154H171ZM177 154H173L171 157H174V156H176ZM210 155V153L208 154V156ZM217 155V154H216ZM254 155H255V153H254ZM262 154H260L259 153V156H261ZM138 156H140L141 157V154L140 155H138ZM252 156V155H251ZM126 157V156H125ZM124 157V158H125ZM128 158H126V159H120V160H125V161H122L121 163L122 164H119L117 167L118 168H122V169H124V168H126V165H128L129 163V165H128V167H129V170H128V168L127 169H124L125 170V172L127 173L128 172V174H129V176H123V177H120V178H118V177H116V178H118V179H116V178H112V177H110V178H108L107 180H108V182L112 179L113 180V182H111L112 184L114 183V181H115V179H116V181H117V183H118V180L119 181H123L122 179H124V178H129V177H131L130 179H135V184H138V179L136 178V176H134V174H132V173H134L135 171H136V166L137 165H135V164H138V166L141 164V162H138L139 160L137 159V162L135 161H132V159L133 158H130L129 156H127ZM120 158V157H119ZM118 158V159H119ZM136 158H138V157H136ZM135 157H134V159H136ZM169 158V157H168ZM200 158V157H199ZM198 158V159H199ZM254 158H257V157H255L254 156ZM259 158V157H258ZM117 159V160H118ZM131 159V160H130ZM133 159V160H134ZM171 159V158H170ZM206 159V158H205ZM248 159V158H247ZM76 160H78V158H76V159H74L73 158V160H71V161H65V165L68 167V168H73L75 165H76ZM126 160H128L127 162H126ZM157 160V159H156ZM201 160V159H200ZM79 161V160H78ZM101 161V160H100ZM129 161H132V164H131V162H129ZM158 161H159V157H158ZM157 161V162H158ZM234 161H232V162H234ZM260 161V160H259ZM34 162H36V161H34ZM118 163L120 162V161H117ZM116 162V163H117ZM191 162V163H190ZM198 163H201V161H197ZM126 163V164H125ZM128 163V164H127ZM196 163V162H195ZM205 163V162H204ZM245 163H247L248 165L250 164V165H252V167L250 168L251 170H252V172L251 173H253V175L251 174V176L250 177H248V179L247 180H244V181H241V179H240V181H237V182H235V180H237V179H234V177L236 178L237 176H234V175H236L237 173H242V171L240 172V167H241V165H244ZM90 164V163H89ZM99 164V163H98ZM114 164H115V162H114ZM134 164V165H133ZM166 164H167V162H166ZM211 164V163H210ZM235 164H236V166H235ZM93 165V164H92ZM193 165L195 166V167H193ZM208 165V164H207ZM248 165H244V166H246L245 168L248 170ZM249 165V166H250ZM263 165V164H262ZM125 166V167H124ZM142 166V165H141ZM146 166V165H145ZM157 166V165H156ZM199 166V165H198ZM205 167H207L206 165H204ZM89 167V166H88ZM124 167V168H123ZM231 167V166H230ZM263 167V166H262ZM120 168V169H121ZM133 168H135V169H133ZM141 168V167H140ZM158 168L159 169H161L159 166H158ZM157 168V169H158ZM197 168V169H196ZM243 168V167H242ZM257 168H259V166L257 167ZM261 168V167H260ZM82 169V168H81ZM205 168H199V173H202V170H203V172L205 171L204 170ZM131 170V171H130ZM134 170V171H133ZM257 170V169H256ZM94 170H93V168H87V170H85V173L84 174H86L85 175V180L86 179H90V178H92V172H93ZM99 172V170H96V172ZM165 171V170H164ZM168 171H170L169 169H168ZM260 171H261V169H260ZM264 171V170H263ZM97 172V173H98ZM113 172V171H112ZM132 172V173H131ZM166 172V171H165ZM191 172H193L192 174H194V175H191L190 176V174L189 173H191ZM136 173V172H135ZM166 173H168V172H166ZM210 173V172H209ZM218 173V172H217ZM112 174V173H111ZM203 174V173H202ZM208 174V173H207ZM206 174V175H207ZM247 174L249 175V173L247 172ZM97 175V174H96ZM131 175V176H130ZM133 175V176H132ZM206 175H205V177L204 178H207L206 177ZM256 175V176H255ZM263 175V174H262ZM112 176H113V174H112ZM166 176H169V174H167ZM204 176V175H203ZM232 176H233V180H231L232 179ZM246 176V175H245ZM133 177V178H132ZM138 177V176H137ZM165 177V176H164ZM173 177H174V175H173ZM172 177V174H171V177L170 178H173ZM216 177V178H215ZM254 177V178H253ZM127 178V179H128ZM211 178V179H212ZM262 178H263V176H262ZM262 178H260V179H262ZM110 179V180H109ZM129 179V180H130ZM163 179V178H162ZM211 179H209V180H211ZM45 180H47V179H45ZM111 180V181H112ZM209 180H207V181H209ZM115 181V182H116ZM124 181H125V179H124ZM132 181H134V180H132ZM137 181V182H136ZM163 181V180H162ZM231 181H232V183H231ZM130 182V181H129ZM129 182H128V185H129ZM199 182H201V183H199ZM211 182V181H210ZM209 182V183H210ZM122 183H126V182H122ZM131 184H132V182H130ZM160 183V182H159ZM163 183V182H162ZM130 184V185H131ZM133 184H134V182H133ZM232 184V186H230ZM258 184V183H257ZM114 185V184H113ZM116 185V184H115ZM155 185V184H154ZM160 185V184H159ZM200 185V186H199ZM205 185H207L206 183H205ZM259 185V184H258ZM44 186V185H43ZM117 186V185H116ZM116 186H114V187H116ZM133 186V185H132ZM263 186V185H262ZM120 188H125L126 186L124 185V186H122L121 187V184H120V186H119ZM198 187V188H197ZM210 187H212V185L210 186ZM251 187V188H250ZM261 187V186H260ZM96 188H97V186H96ZM120 188H117V189H120ZM133 188L134 189H136L137 187H135V186H133ZM197 188V189H196ZM204 188V187H203ZM201 189L202 190V192H204V190L205 189ZM213 188V187H212ZM138 189V188H137ZM158 189V188H157ZM166 189H168V188H166ZM187 189V188H186ZM230 189V188H229ZM123 191H120V190H116L115 192L116 193H121V192H124V190L125 189H122ZM139 190H141L140 188H139ZM143 190V189H142ZM145 190V189H144ZM160 190V189H159ZM184 190H185V188H184ZM200 190V191H201ZM208 190H211V188L209 189V187H208V189H207V191ZM250 190H251V192H250ZM264 190V189H263ZM181 193H183L184 194V191L181 189ZM197 191H199V190H197ZM137 192H138V190H137ZM136 192V193H137ZM139 192H142V191H139ZM156 192V191H155ZM176 192V191H175ZM175 192H173L174 194H175ZM209 192V191H208ZM213 192V191H212ZM129 193H132V192H129ZM161 193H163V192H161ZM177 193V192H176ZM180 192H179V196H180V194H181ZM185 193H187V195L188 194H190V192L188 193V192H186V190H185ZM206 193V192H205ZM89 194H92V193H89ZM114 194V193H113ZM160 193H158L157 195H159ZM167 194V193H166ZM137 195V194H136ZM135 195V196H136ZM165 195V194H164ZM168 195H171L170 193L168 194ZM177 195V194H176ZM90 197H91V195H89ZM94 198H99V197H102V199H104L103 198V196H101V193L99 192V191H97V190H94L93 191V195H92ZM134 195H132V197H133ZM202 196H205L204 198H202V197H200V198H202V201L205 203V204H207L206 202L209 200V198H207V196L206 195H202ZM188 197H190V196H188ZM227 197V196H226ZM78 198V197H77ZM77 198H73L74 199V201H73V199H71L70 200V202H72V203H74V205L76 204V203H78V204H76V205H79L80 206V204H81V206H82V204H83V202H82V200L81 199H77ZM88 199H89V197H87ZM86 198V199H87ZM193 198V197H192ZM208 200H207V199ZM64 199H65V197H64ZM112 199V198H111ZM187 199V198H186ZM237 199V198H236ZM76 200H78V201H76ZM79 200H81V201H79ZM101 200V199H100ZM188 200V199H187ZM213 200V201H212ZM88 201V200H87ZM89 201H90V199H89ZM95 201H96V199H95ZM98 201V200H97ZM132 201V200H131ZM181 201V200H180ZM179 201V202H180ZM206 201V202H205ZM235 201V200H234ZM253 201H254V199H253ZM91 202V201H90ZM93 202V201H92ZM238 202H240V203H238ZM80 203V204H79ZM95 203V202H94ZM97 203V202H96ZM112 203V202H111ZM16 204H18V203H16ZM92 204V203H91ZM114 204V203H113ZM203 204V203H202ZM157 205V204H156ZM159 205V204H158ZM173 205H175V206H171L170 207V209L172 208V207H174V208H172V209H177V207L179 206V207H187L186 208V212L187 213H185V214H183V217H184V215L187 217V218H189V220L187 219V224H193V222H194V224H195V222L197 223V221L199 220L198 219V217H196L195 216V214L193 213V212H196V211H192V209L193 208H198L199 209V205H201V203L200 204H198V200H196V202H194V200H190L189 202L187 201V203H184V202H180L179 204L178 203H174ZM85 206H89V207H91L90 206V204H86ZM142 205H140V207L138 206V204H137V206H136V204H135V207L136 208H144L143 206L141 207ZM165 206H167V205H165ZM164 206V207H165ZM208 206V205H207ZM113 207V206H112ZM115 207V206H114ZM178 207V208H179ZM184 207V208H185ZM158 208H159V206H158ZM167 208V207H166ZM166 208H162V212H160V211H158V210H156V211H158V212H160V213H165V211H164V209H166ZM168 208H169V206H168ZM183 208V209H184ZM207 208V207H206ZM212 208V207H211ZM236 209V210H235ZM127 210H129V209H127ZM161 210V209H160ZM167 210H169V209H167ZM187 210H191L192 211V213H193V215H191L190 214V212L188 213V211ZM228 211V213L226 212V214H225V216L224 215H222V213H223V211ZM253 210V211H252ZM126 211V210H125ZM156 211H153L154 213L156 212ZM202 211H204V212H202ZM214 211V212H213ZM258 211V210H257ZM131 212H132V216H134L135 214H133L134 213V211H132L131 210ZM130 212V213H131ZM169 212H173V210H170ZM237 212V213H238ZM255 212V211H254ZM126 213V212H125ZM157 213V212H156ZM155 213V214H156ZM214 213V215H212ZM260 213V214H259ZM88 214H91V213H88ZM165 214H167V211H166V213ZM165 214H161L162 215V217H167ZM169 214V213H168ZM189 214H190V216L191 217H189ZM239 214V215H240ZM8 215V214H7ZM138 215V214H137ZM172 213H171V216H170V214H169V216L167 217V218H172ZM210 215H212V216H210ZM237 215V214H236ZM258 215V216H257ZM129 216V215H128ZM132 216H130V217H132ZM153 216H155V215H153ZM234 216V215H233ZM241 216V215H240ZM115 217V216H114ZM160 218V215H159V218L161 219V220H163V218ZM195 217V218H194ZM245 217V216H244ZM252 217V216H251ZM263 217V218H262ZM5 218V217H4ZM115 218H117V216L115 217ZM128 218V217H127ZM157 218H158V216H157ZM167 218H164L165 220H167V221H170V219H167ZM174 218H176V217H174V215H173V220H174ZM9 219V218H8ZM117 219H119V218H117ZM177 219H179V218H177ZM181 219H182V217H181ZM254 219V220H253ZM7 220V219H6ZM111 220H113V218L111 219ZM159 220V219H158ZM172 220V219H171ZM180 220V219H179ZM115 221V220H114ZM118 221V220H117ZM191 221V222H190ZM173 221H170V223H172ZM89 223H87V225H88ZM175 224V223H174ZM245 225V226H248V228H250V229H248V230H246V228H241V225ZM250 224V225H249ZM251 224H253L252 226H254V228L251 226ZM232 225V226H231ZM99 226V225H98ZM100 226H102V224H100ZM103 226H104V229H107V222H105V225H104V223H103ZM106 226V227H105ZM92 227V226H91ZM91 227H90V230L89 229H83V233H81V232H79L80 234V236L78 235V241H77V244H88V243H90V241H91V239L90 238H88L86 235H89L90 234V232H91ZM95 227V226H94ZM177 227V226H176ZM256 227V228H255ZM264 227V226H263ZM76 229V228H75ZM112 229V228H111ZM110 229V230H111ZM121 229V228H120ZM242 229V230H241ZM246 230L247 231V233H245V231L244 230ZM264 229V228H263ZM95 230H96V227H95ZM94 230V231H95ZM97 230H100V228L98 229V227H97ZM109 230V231H110ZM112 230H114V229H112ZM117 229H115L114 230V233H115V231H116ZM122 230V229H121ZM131 230V229H130ZM129 230V232H131L129 235H130V237L131 236H135L134 234H136V233H134V231H130ZM257 230H259V228L257 229ZM230 231V232H229ZM233 231H234V233H233ZM89 233V234H85V233ZM133 232V233H132ZM244 232V233H243ZM5 233V232H4ZM117 234H119V232L117 233ZM140 234V233H139ZM231 234V235H232ZM256 234H257V232H256ZM256 234L254 235V237H256ZM141 235V234H140ZM235 235L233 236V239H235L236 237H235ZM252 235V236H251ZM251 236V237H250ZM257 236H259L258 234H257ZM199 237H200V235H199ZM235 237V238H234ZM263 237H264V234H263ZM134 239H136V238H138V236H136V238L135 237H133ZM132 237H131V239H133ZM239 238V237H238ZM260 238V237H259ZM201 239V238H200ZM199 239V240H200ZM242 239V240H241ZM247 239H246V241H247ZM263 239V238H262ZM256 240V241H255ZM195 241H197V240H195ZM234 241V240H233ZM251 241V242H250ZM256 242V243H254V242ZM165 242V241H164ZM234 242H236V241H234ZM197 243V242H196ZM200 243H202L201 242V240H200ZM210 243V242H209ZM145 244V243H144ZM155 245H157L158 243H154ZM175 244V243H174ZM195 244V243H194ZM254 244H256V246L254 245ZM159 245V244H158ZM199 244L197 243V246H198ZM206 245V244H205ZM264 245V244H263ZM143 246V245H142ZM169 246V245H168ZM194 246H196V245H194ZM221 245H219L218 247H216L215 249L216 250H218L219 249V252L221 253V255H223L222 253L224 252V254L226 253V251H228V248H224V247H220ZM246 246V245H245ZM244 246V247H245ZM80 247V246H79ZM146 247L147 246H145V249H146ZM173 247V246H172ZM179 247V246H178ZM220 247V248H219ZM171 247H167L166 249L167 250H164L165 252H169L170 250H172V249H170ZM203 248H205V247H203ZM209 248V247H208ZM207 248V249H208ZM218 248V249H217ZM139 249H140V247H139ZM148 249V248H147ZM146 249V250H147ZM175 249V248H174ZM178 249V251H180L179 249L180 248H177L176 247V250ZM183 249H185V248H182L181 249V251L183 250ZM200 249H202V248H200ZM213 249V248H212ZM141 250V249H140ZM214 250V249H213ZM220 250H222V251H220ZM246 250L247 251H249V252H246ZM255 251V250H258L257 252H253V251ZM263 250H264V247H263ZM159 251V250H158ZM164 251H162V252H164ZM180 251V252H181ZM190 251V250H189ZM193 251L194 250H192V252L190 251V253H193ZM197 251V253H199V252H201V254H199V255H204V254H206L207 253V255H208V253L210 252L209 250H201V251H199L198 249L196 250ZM207 251H209V252H207ZM183 252H185V251H183ZM203 252V253H202ZM214 252V251H213ZM218 252V253H219ZM238 252V250L236 249V251H235V253H237ZM264 252V251H263ZM159 253V252H158ZM161 253V252H160ZM188 253V252H187ZM196 253V254H197ZM215 253H217V251H215ZM214 253V254H215ZM218 253H217V255H218ZM239 253V252H238ZM162 254V253H161ZM228 254V253H227ZM262 254V255H261ZM160 255V254H159ZM226 255V254H225ZM224 256V255H223ZM203 257H206V256H203ZM259 258H257V259H259ZM209 258H208V256H207V260H208ZM256 259V260H257ZM125 263H127L126 261H125V259H123V260H121L120 262H119V264H125ZM151 263V262H150ZM156 263V262H155ZM235 264V263H234Z\"/></svg>",
	"mask_w": 264,
	"mask_h": 264
}]
</instances>
